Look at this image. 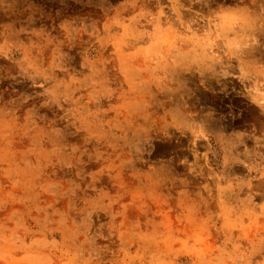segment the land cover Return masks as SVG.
Masks as SVG:
<instances>
[{"label": "rangeland", "instance_id": "1", "mask_svg": "<svg viewBox=\"0 0 264 264\" xmlns=\"http://www.w3.org/2000/svg\"><path fill=\"white\" fill-rule=\"evenodd\" d=\"M0 264H264V0H0Z\"/></svg>", "mask_w": 264, "mask_h": 264}]
</instances>
